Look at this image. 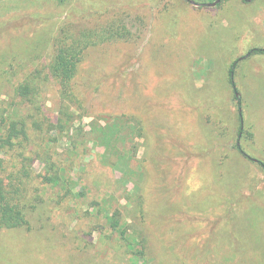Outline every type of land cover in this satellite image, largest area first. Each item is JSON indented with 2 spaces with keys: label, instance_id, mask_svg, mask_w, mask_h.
<instances>
[{
  "label": "rangeland",
  "instance_id": "374dc122",
  "mask_svg": "<svg viewBox=\"0 0 264 264\" xmlns=\"http://www.w3.org/2000/svg\"><path fill=\"white\" fill-rule=\"evenodd\" d=\"M191 1L0 0V106L32 73L45 124L129 119L142 172L127 182L99 146L32 134L33 174L73 158V183L28 184V224L0 229V264H131L114 210L147 264H264V0ZM57 49L76 63L67 83L49 72Z\"/></svg>",
  "mask_w": 264,
  "mask_h": 264
},
{
  "label": "trees",
  "instance_id": "16d2710c",
  "mask_svg": "<svg viewBox=\"0 0 264 264\" xmlns=\"http://www.w3.org/2000/svg\"><path fill=\"white\" fill-rule=\"evenodd\" d=\"M213 1V0H200ZM214 2V1H213ZM64 49H57L49 72L53 78L61 83L69 82L75 75L76 63L72 61L64 52ZM262 52L252 50V52ZM234 65L229 69V82L232 83ZM36 77L32 73L23 74L22 79L13 88L11 104L1 103L0 106V229H13L27 226L24 214V203L27 200L28 184L34 178L40 179L41 184H48L54 187H61L63 190L67 185L73 183L69 168H74V159H65L63 165L58 158L55 161L44 160V167L40 175H35L31 171V157L29 146L32 134H41L47 130L48 134L65 137L69 143V151L76 154L79 142L93 143L99 146L98 161L105 166H120L123 169L122 177L127 182L134 183V179H140L142 172L138 166L135 169L132 162L136 156V145L131 136L134 134L135 126L129 119L113 117L103 125L98 122L91 124L90 129L85 131L81 126H75V116L70 110L60 111L55 118V122L45 124L40 100V89L35 87ZM238 101L239 126L238 135L240 138L245 131L242 126V112L240 111V99ZM16 103V104H15ZM15 107V109L13 108ZM67 107V106H66ZM26 114L23 115V110ZM69 109V108H68ZM30 119L28 122L26 119ZM132 124V125H131ZM136 125V131L140 133V125ZM238 140V139H237ZM87 145V144H86ZM235 148L246 158L240 144L236 142ZM264 170V164L258 162ZM69 167V168H68ZM69 192V190H68ZM96 206H101L99 202L93 201ZM105 202H107L105 200ZM106 206V204H103ZM107 222L112 229L117 232L119 240L126 248V255L131 264H147L144 252V240L134 232H130L127 226L120 224V212L111 211L105 215Z\"/></svg>",
  "mask_w": 264,
  "mask_h": 264
},
{
  "label": "water",
  "instance_id": "95a60500",
  "mask_svg": "<svg viewBox=\"0 0 264 264\" xmlns=\"http://www.w3.org/2000/svg\"><path fill=\"white\" fill-rule=\"evenodd\" d=\"M247 1H251V0H247ZM189 2L192 4V5H196V6H198V4H196L195 2H193V1H191V0H189ZM220 2V0H215L214 2H212V3H207V4H205V6H207V7H214V6H216L218 3ZM241 123H242V121H241ZM254 162H257V160H253Z\"/></svg>",
  "mask_w": 264,
  "mask_h": 264
}]
</instances>
